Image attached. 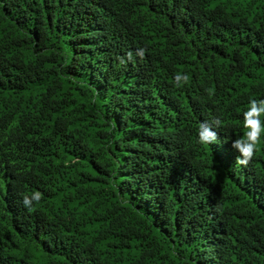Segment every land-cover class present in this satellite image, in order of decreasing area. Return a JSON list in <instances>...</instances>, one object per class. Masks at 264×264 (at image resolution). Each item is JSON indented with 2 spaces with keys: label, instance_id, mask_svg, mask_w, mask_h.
<instances>
[{
  "label": "trees",
  "instance_id": "16d2710c",
  "mask_svg": "<svg viewBox=\"0 0 264 264\" xmlns=\"http://www.w3.org/2000/svg\"><path fill=\"white\" fill-rule=\"evenodd\" d=\"M251 99L264 0H0V264H264Z\"/></svg>",
  "mask_w": 264,
  "mask_h": 264
},
{
  "label": "clouds",
  "instance_id": "9594fccd",
  "mask_svg": "<svg viewBox=\"0 0 264 264\" xmlns=\"http://www.w3.org/2000/svg\"><path fill=\"white\" fill-rule=\"evenodd\" d=\"M146 53L145 48H138L135 52V56L143 59ZM120 64L131 62L133 60V53L131 51L126 53V57L117 58ZM176 87H182L190 82V77L186 73H177L174 77ZM211 94V93H210ZM264 99H251L248 104V108L243 113V127L246 131L242 138H238L232 141L231 147L238 152L236 163L247 167L255 156L258 147L262 143L264 138ZM219 126L220 121L216 120L213 124H209L206 121H202L198 128V141L201 144L212 145L218 140V134L214 129V126ZM42 198L40 192H34L31 197L24 196L23 205L25 208L31 210L35 203H38Z\"/></svg>",
  "mask_w": 264,
  "mask_h": 264
}]
</instances>
